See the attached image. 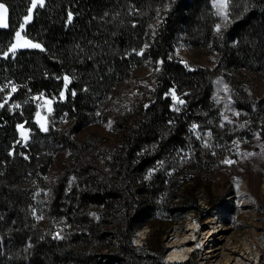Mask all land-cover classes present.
Instances as JSON below:
<instances>
[{
	"label": "trees",
	"instance_id": "trees-1",
	"mask_svg": "<svg viewBox=\"0 0 264 264\" xmlns=\"http://www.w3.org/2000/svg\"><path fill=\"white\" fill-rule=\"evenodd\" d=\"M29 2L0 0V264H196L195 249L164 258L167 218L195 209L189 184L199 187L201 167H221L225 150L196 135L217 112L213 79L232 85L241 69L264 78V0H228L219 32L210 0H44L23 30L40 47L3 56ZM181 42L214 52V65L188 69L174 55ZM142 46L153 84L113 92ZM109 94L117 142L77 138ZM37 95L53 101L46 131ZM60 116L65 129L53 127ZM14 248L22 256L10 257Z\"/></svg>",
	"mask_w": 264,
	"mask_h": 264
},
{
	"label": "rangeland",
	"instance_id": "rangeland-1",
	"mask_svg": "<svg viewBox=\"0 0 264 264\" xmlns=\"http://www.w3.org/2000/svg\"><path fill=\"white\" fill-rule=\"evenodd\" d=\"M210 2L217 15L216 30L217 25L222 27L227 23L228 11L225 18L220 14L221 0ZM31 7L32 0L3 56L14 55L21 48H32L19 47L14 53L9 52L15 43L23 44L28 41L40 45L23 34L25 17L29 15ZM21 25L24 27L21 28ZM17 32L20 33L19 38ZM141 50H144L143 46L137 52L142 57L132 67L131 76L116 85L113 92L116 90L119 93L121 89L131 94L130 92L135 91L136 84H153L155 67L152 60L144 56V51L140 54ZM174 55L188 69L199 65L212 66L216 61L214 52L184 42L176 45ZM236 76L232 85L223 77L213 79L212 97L217 104V112L210 118V127L203 134L197 130L196 135H202L205 141L212 140L225 153L219 155L221 159L218 163L221 167L210 170L208 167H201L202 178L197 180L199 187H195V182L189 184L191 195L196 199L195 203L193 200L190 203L195 205V209L185 213L175 211L167 218L166 225L171 226L164 242L167 248L165 257L168 259H183L195 249L196 264H264V78H259L247 69H241ZM109 97L110 94L98 109L97 117L90 119L89 126L76 134L77 138L92 135L101 146H114L119 133L112 127V116L106 118L104 106L108 108L109 103H105L109 101ZM174 97L173 100L177 103V96ZM36 98V113H39V117L35 114V121L37 124L43 123L47 129L53 101L43 95H37ZM68 124L69 120L60 116L53 127L65 129ZM21 125L23 129L18 127ZM16 130L19 142L26 143L30 139V130L23 122L16 125ZM22 130L27 132L26 140L21 135ZM226 160L232 163H224ZM205 162L207 161L203 159V164ZM148 231L147 226L136 230L133 241L136 244L143 242ZM22 245L20 239V253ZM3 252L0 245V259H3ZM18 255L14 248L10 257Z\"/></svg>",
	"mask_w": 264,
	"mask_h": 264
},
{
	"label": "snow or ice",
	"instance_id": "snow-or-ice-1",
	"mask_svg": "<svg viewBox=\"0 0 264 264\" xmlns=\"http://www.w3.org/2000/svg\"><path fill=\"white\" fill-rule=\"evenodd\" d=\"M38 5L39 6H43L44 5V0H32V7L29 9V15L25 17V23H27V21L31 19L32 10L35 7H37ZM219 7L221 8V13L220 14H222L226 18L227 17V0H221V3L219 5ZM7 12H8L7 6L4 3H0V23H2L6 19ZM68 20H69V22H71V20H72V14L71 13H69V15H68ZM23 27H24V25H21V28H23ZM220 27H221L220 25H217L216 26L217 32H219ZM17 37L18 38L20 37V33L19 32H17ZM19 47H33V48H38V47H40V45L33 44L31 42H28V41H25L23 44H21V43H15V44H13L11 46V48L9 49V52L14 53L15 50L17 48H19ZM145 47H147V46H145ZM140 54H143V50H141V53ZM5 55H7V53H5ZM64 79H65V84L67 85V83H68V77H65ZM13 91H15V87L14 86H13ZM61 95H63V93ZM174 99H175V97H174ZM176 102L178 104H183L184 103L183 100H176ZM49 103H51V102H49ZM49 111H51V108H49ZM37 116L39 117V113H37ZM225 119H227V118H225ZM40 126H41V128L43 130H45V131L47 130L43 123H41ZM18 127H20L21 129H23V126L22 125L21 126H18ZM21 135L24 137L25 140L27 139V132H26V130H22L21 131ZM249 155H251V154H249ZM224 163H232V161L226 160V161H224Z\"/></svg>",
	"mask_w": 264,
	"mask_h": 264
},
{
	"label": "water",
	"instance_id": "water-1",
	"mask_svg": "<svg viewBox=\"0 0 264 264\" xmlns=\"http://www.w3.org/2000/svg\"><path fill=\"white\" fill-rule=\"evenodd\" d=\"M186 257H187V256H186ZM186 257H185V258H186ZM164 258H165L166 260H171V259H168V258H166V257H164ZM183 259H184V258H183Z\"/></svg>",
	"mask_w": 264,
	"mask_h": 264
},
{
	"label": "crops",
	"instance_id": "crops-1",
	"mask_svg": "<svg viewBox=\"0 0 264 264\" xmlns=\"http://www.w3.org/2000/svg\"><path fill=\"white\" fill-rule=\"evenodd\" d=\"M37 114V113H36ZM39 126L41 125V124H38ZM40 128H41V126H40ZM42 129V128H41Z\"/></svg>",
	"mask_w": 264,
	"mask_h": 264
}]
</instances>
